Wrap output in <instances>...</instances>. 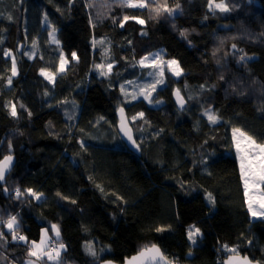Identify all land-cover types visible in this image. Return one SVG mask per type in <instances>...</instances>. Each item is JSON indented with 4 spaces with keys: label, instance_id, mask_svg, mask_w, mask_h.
<instances>
[{
    "label": "trees",
    "instance_id": "obj_1",
    "mask_svg": "<svg viewBox=\"0 0 264 264\" xmlns=\"http://www.w3.org/2000/svg\"><path fill=\"white\" fill-rule=\"evenodd\" d=\"M165 3L173 15L161 8L156 16L152 7ZM224 3L229 11L222 13L209 11L207 0H153L144 9L118 0H0V160L15 159L0 182V221L16 216L29 242L56 224L67 249L61 264H121L154 244L177 264H222L232 254L225 244L264 264V221L248 213L231 138L239 127L264 142V0ZM125 14L145 23L130 19L121 28ZM156 51L176 60L181 75L166 73L149 105L128 83L149 81L136 63ZM5 52L16 59L15 76ZM61 53L68 65L59 73ZM101 62L112 64L105 76L95 72ZM41 69L55 73L53 83ZM174 89L186 100L182 112ZM120 107L138 154L116 132ZM206 110L217 114L216 124ZM193 226L201 232L195 245L188 240ZM0 231L8 241L0 240V256L8 258L0 264L30 259V243L12 242L3 224ZM89 243L95 259L86 254Z\"/></svg>",
    "mask_w": 264,
    "mask_h": 264
},
{
    "label": "snow or ice",
    "instance_id": "obj_2",
    "mask_svg": "<svg viewBox=\"0 0 264 264\" xmlns=\"http://www.w3.org/2000/svg\"><path fill=\"white\" fill-rule=\"evenodd\" d=\"M208 2V8L209 11H213V9H218L220 12H228L229 8L225 5L224 0H220L219 3H215L214 0H207ZM153 3V0H118V4L120 7H126V8H149L151 7ZM161 8H163V11L166 12L169 16L173 15L175 9L169 8L167 4L163 5H157L155 7H152V11L155 12L156 16L160 15ZM176 8H179V4L176 5ZM9 19H11L9 17ZM47 19V18H45ZM130 19L135 20L138 24H144L145 21L143 19H140L136 15H129L125 14L123 16V20L120 22L119 26L123 28L125 26V22L129 21ZM115 23V21H114ZM54 32L55 29H53V32L50 33L51 36H53L54 39ZM181 35H185L183 32ZM54 42L58 43V41ZM102 43V42H101ZM236 46L233 45V48ZM5 56L12 57V64H11V73L12 76L17 75V64L16 59L13 56L11 52H5ZM31 58V57H30ZM72 59L78 60L77 54L75 52L72 53ZM148 57H144L140 60L141 66L145 65V60H147ZM156 59H159V56H156ZM246 57L241 56L240 61H245ZM68 61L65 59L64 54L61 53L60 55V67L58 69L59 72L65 71V66L67 65ZM168 64L169 70L173 73L175 76L181 75V68L176 60H169L166 62ZM158 67V65H153ZM95 68L99 71L100 76H105L107 73L104 71L105 66L103 64H96ZM112 70V64L109 63L107 65V72H111ZM40 74L48 80L50 83L54 82L55 80V73L45 71L44 69H41ZM163 75V72L160 73ZM162 80L156 81V83H162ZM12 80L11 78L8 79V84L11 85ZM153 91L155 90V84L152 85ZM121 91L124 92L123 86L121 87ZM151 93L144 94V99L149 100L150 103H152V100H150ZM176 101L177 104L180 105L181 108L184 106V98L181 96L179 90L176 91ZM133 99H136L135 96H133ZM159 103L160 101H156ZM23 107V105H21ZM264 111V109H261ZM118 112L121 117V123H120V132L123 134L124 137L127 138L129 143L139 150V145L136 143V140L133 138L132 130L128 127L125 117H124V109L118 108ZM10 115L12 117H17V108L16 105H11L10 108ZM31 115V113H29ZM204 115L207 116V119L210 124H216L219 120V117L217 114L211 110H206ZM144 116L143 112L138 113V117L142 118ZM103 119V117H101ZM133 121L137 119L136 116L132 117ZM232 144L235 147L236 151V160L239 162V168H240V179L243 183L244 188V197H245V203L248 206V213L250 216H252L254 219H259L261 221H264V211H257L254 208L255 204L259 205L260 209H264V142H259L253 135H250L245 130L239 128V127H233L232 128ZM81 147H85V145L81 144ZM9 149H11V144H9ZM13 157L12 155H6L3 157L2 160H0V181H4L6 177V173L10 170V166L12 163ZM99 187V186H98ZM28 196L33 197L36 200H39L43 193H37L33 191L31 188H27L24 190ZM8 192V189H5V193ZM258 193V194H257ZM15 195L17 198H20L23 193L19 188L15 190ZM57 195H60L59 193ZM119 199V197H117ZM209 203L215 204V200L211 193H208L205 197ZM61 199H66L65 197H61ZM73 204L76 203V201H71ZM0 224H3L4 227L7 228L8 233L11 234V240L12 242H26L30 243V247L27 251L28 257H35L36 261H41L43 264V258L46 257L47 261H53L55 264H61V253L63 251H66V247L62 242H59L60 237V230L59 227L56 224H52L51 226V232L54 233L56 237V241L52 242L49 239V230L48 229H41L40 234V242L36 243L35 241H28V238L25 235L20 234L19 224L17 222L16 216H9L6 221H0ZM157 231H164L163 228L156 229ZM201 235L200 229L195 228L194 226L191 227L188 231V240L191 244L195 245L197 243V237ZM0 240H4L5 244L8 243L6 239V234L3 231H0ZM251 243V242H249ZM58 244L59 246L56 247L55 245ZM2 246V245H0ZM223 249L227 252L232 253V255H229L227 259L224 261V264H254V262L247 256H241L238 252L237 248L229 247L228 245H223ZM86 254L92 256L94 259L97 258V252L94 250L93 246L89 243L85 246ZM146 253H153L154 257L158 256L159 260L163 262V264H172V262L168 261L163 254L160 252V249L156 247V245H152L151 248H146L141 250L137 256H133L131 259H126L124 264H139L141 259L145 257ZM188 255H192L191 251H189ZM8 258L6 256H0V260H7ZM25 264H35V261L29 259L25 261ZM107 264H112V261H107ZM255 264H260L259 261H256Z\"/></svg>",
    "mask_w": 264,
    "mask_h": 264
},
{
    "label": "rangeland",
    "instance_id": "obj_3",
    "mask_svg": "<svg viewBox=\"0 0 264 264\" xmlns=\"http://www.w3.org/2000/svg\"><path fill=\"white\" fill-rule=\"evenodd\" d=\"M52 33V32H51ZM56 32H54V39H55V41H56ZM51 39H53V36H51ZM54 39H53V41H54ZM54 43H56V42H54ZM156 56H159V59H156ZM148 59L147 60H145V65L144 66H141V64L139 63L140 62V60L136 63V66H137V68H138V71L139 72H141L142 73V70L143 69H145L146 70V73H145V78L147 79V80H149V81H145L144 79H142L141 81H139L138 83H136V85L135 84H133V83H128V84H132V85H130V86H132V87H135L137 90L134 92V95L135 96H137V97H139V98H143L144 99V94H147V93H151V95H150V100H152V98H153V95H154V91L156 90V89H158L159 87H161V86H163V85H165L166 83H167V76H166V73H168L169 74V76H172L173 78H175V79H178L180 76H175V75H173V73L169 70V67H168V64L166 63L167 61H169V60H173V59H164L163 57H162V54H161V52H159V51H156V52H152L151 54H149L148 56ZM11 59H12V57H10ZM66 59V58H65ZM68 61V60H67ZM99 64H103L104 66H105V68H104V71L107 73V74H109L110 72H107V65L108 64H105V62H101V63H99ZM158 65V67H156V66H153V65ZM67 65H68V63H67ZM67 65L65 66V68L67 67ZM59 67H60V65H59ZM161 71L163 72V75H161L160 73H161ZM59 72V71H58ZM95 72H96V74L98 75V76H100V74H99V71L95 68ZM59 73H61V72H59ZM106 74V75H107ZM42 76V75H41ZM43 77V76H42ZM158 80H162L163 82L162 83H156V81H158ZM48 81V80H47ZM53 83V82H52ZM127 84V85H128ZM153 84H155V90L153 91V89H152V85ZM126 89H127V87H124V90L126 91ZM128 89H131V88H129L128 87ZM127 89V90H128ZM124 91V92H125ZM130 91H132V90H130ZM124 100V99H123ZM146 100V99H145ZM146 102H147V104H152L153 103V101H152V103H150L149 102V100H146ZM231 138H232V131H231ZM122 142V141H121ZM233 149H234V155H236V151H235V147L233 146ZM258 194V193H257ZM254 208L257 210V211H264V209H260L259 208V205L258 204H255L254 205ZM251 218L252 219H254L252 216H251ZM43 229H45V228H43ZM190 229V228H189ZM189 229H188V231H189ZM49 239L50 240H52V239H56V237H55V235H54V233H50L49 232ZM40 242V238H39V240L36 242V243H39ZM193 245V244H192ZM44 258H46V257H44ZM30 259L31 260H33V261H35L34 259H35V257H30ZM26 260H29V259H26ZM25 260V261H26ZM25 261H24V263L23 264H25ZM35 264H37L36 262H35Z\"/></svg>",
    "mask_w": 264,
    "mask_h": 264
},
{
    "label": "water",
    "instance_id": "obj_4",
    "mask_svg": "<svg viewBox=\"0 0 264 264\" xmlns=\"http://www.w3.org/2000/svg\"><path fill=\"white\" fill-rule=\"evenodd\" d=\"M20 49H22V46H20ZM177 90H178V89H174V90L172 91V96H171V97H172V101H173V103H174L176 109H177L179 112H182V111L184 110L185 106H186V100L184 99V106H183V108H181L180 105H178V104H177V101H176V95H175V93H176ZM180 94H181V93H180ZM181 96H182V94H181ZM182 97H183V96H182ZM183 98H184V97H183ZM120 108H121V107H120ZM122 108H123V107H122ZM123 109H124V108H123ZM124 117H125V120H126V123H127L128 127L131 128V130H132V127H131L130 124H129V121H128V118H127V115H126L125 110H124ZM116 118H117L116 132H117V134H118L120 140L122 141L123 145H124V146L127 148V150H129L131 153L138 154V153H139V150H137L136 148H134V147L129 143V141L127 140V138L124 137L123 134L120 132L121 117H120V114H119L118 110L116 111ZM132 135H133V138H134L133 131H132ZM134 139H135V138H134ZM14 164H15V159H14V157H13V160H12V163H11V166H10V170L6 173V176L11 172V170H12ZM5 178H6V177H5ZM0 182H1V184L4 183V181H0ZM154 245H155V244H154ZM151 246H152V245H151ZM151 246L145 247V248H143V249L151 248ZM156 247L159 248V246H157V245H156ZM143 249H141V250H143ZM159 249H160V248H159ZM141 250H140V251H141ZM140 251H138L137 253H135L134 255H132V256L126 258V259H131L133 256H137L138 253H139ZM160 252L162 253L161 249H160ZM162 254H163V253H162ZM229 255H232V254H229ZM229 255H227V257H228ZM240 255H241V254H240ZM163 256H164V255H163ZM241 256H244V255H241ZM153 257H154V254H153V253H146L145 257H143V258L141 259V261L139 262V264H163V262L159 260V257H158V256H155V258H153ZM227 257H225V258L223 259L222 264H224V261L227 259ZM126 259H124L123 262H122L121 264H124V262H125ZM167 260H168V259H167ZM107 261H111V260H104V261H102V262L99 263V264H107ZM168 261H169V260H168ZM170 262H171V261H170ZM253 262H254V264H255L256 261H253ZM112 264H120V263H115V262L112 261ZM172 264H177V263L172 262Z\"/></svg>",
    "mask_w": 264,
    "mask_h": 264
},
{
    "label": "built area",
    "instance_id": "obj_5",
    "mask_svg": "<svg viewBox=\"0 0 264 264\" xmlns=\"http://www.w3.org/2000/svg\"><path fill=\"white\" fill-rule=\"evenodd\" d=\"M50 241L55 242L56 240H55V239H52V240H50ZM55 246L58 247L59 245L56 244Z\"/></svg>",
    "mask_w": 264,
    "mask_h": 264
}]
</instances>
